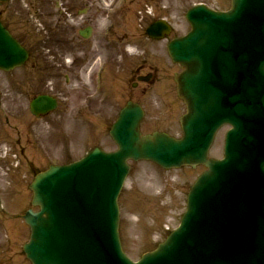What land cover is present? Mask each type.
Here are the masks:
<instances>
[{
  "label": "rangeland",
  "instance_id": "1",
  "mask_svg": "<svg viewBox=\"0 0 264 264\" xmlns=\"http://www.w3.org/2000/svg\"><path fill=\"white\" fill-rule=\"evenodd\" d=\"M59 1L17 0L5 6L6 21L32 55L22 68L0 72V264H31L23 252L31 235L23 216L32 208L29 185L34 176L50 165L80 160L95 147L115 151L109 131L127 99L144 107L143 134L163 131L177 138L182 135L179 120L186 106L174 80L180 67L168 57L167 39L152 40L145 30L151 20L164 17L173 24V35L184 34L190 28L185 15L191 7L205 4L226 10L230 6V0ZM67 6L73 13L70 22L60 14ZM112 21L116 24L109 36L112 40L104 43L105 26ZM80 23L95 30L88 44H82L77 35ZM93 42L102 48L92 50ZM87 45L88 51L80 52ZM72 53L77 63L87 54L86 78L93 76V84L85 83L84 77L83 84L77 80L67 83L66 66ZM98 56L106 62L99 91L94 84L101 66L99 58L95 59ZM150 71L156 77L152 84L132 87L136 73ZM42 93L57 96L60 105L48 116L35 118L29 104ZM222 142L219 134L213 157L221 156ZM203 170L200 166L167 170L147 161L132 163L119 197L120 235L131 259L137 261L155 250L179 226L190 187Z\"/></svg>",
  "mask_w": 264,
  "mask_h": 264
},
{
  "label": "water",
  "instance_id": "2",
  "mask_svg": "<svg viewBox=\"0 0 264 264\" xmlns=\"http://www.w3.org/2000/svg\"><path fill=\"white\" fill-rule=\"evenodd\" d=\"M244 0L234 1V10L227 16L218 14H212L204 8H197L191 11L189 19L194 24L192 14L204 13L208 15L207 19L214 18L218 20L231 21L238 17L240 12L244 9ZM264 30V26H263ZM204 35V31L201 28L196 29L185 39L177 40L170 45V53L176 62H180L182 65L187 67V72L180 77L179 84L182 95L185 97L189 104L190 114L184 120V129L186 133L190 132L191 128L195 129L193 136H189L182 142H178L172 138H169L163 134H155L152 137L141 138L139 133V122L142 118V112L139 107L135 105H129L122 113L120 120L114 126L112 135L120 145V151L116 154L106 155L100 149H96L89 158L78 162L76 164L59 167L54 166L51 169L39 175L32 189L34 190V204L40 205L42 210L39 213L29 212L26 216L28 223L32 228V241L26 246V252L28 257L33 261L34 264H135L131 262L121 251L119 247V239L117 237V223L113 225V229H108V237L116 241L114 246V253L112 261L110 256L103 253L102 255L95 249L85 250L81 252L84 254L86 251L89 254L90 260L84 258L76 259V253L74 251L75 246L80 244L69 236L75 229L74 225L67 222L61 228V223L58 220V207L61 199V194L68 191L71 186H78L77 180H80L79 173L82 171V167L88 164L90 161L95 162L99 159H106L107 162H111L115 175L113 177V184L119 176V180L123 181L126 176L129 166L127 160L150 158L154 159L160 164L171 167L181 166L183 164L196 165L198 163H206L210 171L207 172L198 182V184L192 188V192L189 197V207L186 213L182 226L177 230L167 242L160 246V249L154 253L147 254L144 259L138 264H175L176 255L179 254L180 249L184 246L182 239L189 231H193L200 224L194 225L193 221L196 220L194 211L196 204L198 203L201 193H205L207 186L214 183V177L217 171L220 170L222 164L215 161H207V155L205 154L208 147L211 135L214 128L218 127L220 121L223 119L222 116H218L214 119L212 111V103L215 101L214 98L207 95L204 90H211L209 80L211 79L210 73H206V63L203 61V57L198 52V47L192 45L195 40H198V36ZM206 36H203L205 39ZM224 39L221 40V42ZM192 45V46H191ZM190 46V47H189ZM189 86V87H188ZM191 88V90H189ZM202 91V93H198ZM207 93V94H206ZM200 98L198 99V97ZM195 102L197 106H195ZM54 106L53 101L50 102L47 97H39L32 104V110L36 113L47 112ZM197 108V110H196ZM105 163V164H106ZM94 185V184H89ZM114 186V185H113ZM115 187V186H114ZM78 191V190H77ZM83 193V188L81 189ZM77 194L75 191L68 193L69 200L65 201L71 205L73 202L72 195ZM84 197L83 194H81ZM116 195L113 196V206L116 207ZM90 198V197H89ZM92 199V197L90 198ZM64 203L62 205H64ZM113 207V209H114ZM109 206L98 205L90 208H83L75 210L76 212L72 217L79 218L83 216L82 223L87 225L94 219L91 213L104 210V214L112 217L109 211ZM69 215L64 219L66 220ZM80 217V220L82 219ZM63 220V221H64ZM104 222L107 221L104 219ZM101 222L97 221L92 224V227H100ZM199 224V225H198ZM80 225V224H79ZM106 225L109 227L111 223L107 222ZM78 226V224H77ZM115 234V235H114ZM74 239V240H73ZM98 238L96 237L95 240ZM95 240L90 241V246L95 244ZM89 246V247H90ZM81 254L80 252H78ZM77 253V254H78ZM78 254V255H79ZM81 254V255H82ZM172 258L174 262H171ZM106 259L107 261H100ZM186 260L185 255H181L179 262ZM178 262V261H177ZM195 262V260L193 261Z\"/></svg>",
  "mask_w": 264,
  "mask_h": 264
},
{
  "label": "bare ground",
  "instance_id": "3",
  "mask_svg": "<svg viewBox=\"0 0 264 264\" xmlns=\"http://www.w3.org/2000/svg\"><path fill=\"white\" fill-rule=\"evenodd\" d=\"M245 134H248V131L246 130L245 132H244ZM249 135V134H248ZM250 136V138H251V140L252 141H254L255 143H256V147L257 148H262V140L261 139H259L258 141H255V137H254V135H249ZM251 159H252V161H254V159H255V154H252V157H251ZM256 161H254V162H251V163H247L246 165H245V167L244 168H242V167H237L236 168V170H238L239 171V176L241 177L240 178V180L241 181H246V182H249L251 179H253V178H256L257 176H259V175H262V176H264V170L262 169V171H258L257 173H256V170H255V166H256V164H257V162L255 163ZM249 172H254V174L253 175H248L249 174ZM219 184H220V186L221 187H224L225 185H226V182L225 181H219ZM237 188H239V191H242V192H244V191H246L247 189H248V186H243V185H241V184H239V185H237L236 186ZM230 187H224L222 190H220L219 191V193L216 195V197H215V200L216 201H218V202H221L222 201V195L224 194V192L227 190V189H229ZM252 199V198H251ZM262 215H264V209H263V213H262ZM162 244H164L163 243V241L162 242H160V246L162 245ZM202 248H204V246L203 245H195L191 250H190V252H193L194 253V256L195 257H197L198 255H199V250L200 249H202ZM159 249H160V247H159ZM159 249H157V250H159ZM192 250H194V251H192ZM152 253H154V252H152ZM151 253V254H152ZM187 255H193V254H187ZM189 256H187V261H190L191 259H189L188 258ZM169 259H172V258H169ZM179 259H180V257H177L175 260H177V261H175V264H183L182 262H179ZM174 259H172L171 260V262H174L173 261Z\"/></svg>",
  "mask_w": 264,
  "mask_h": 264
},
{
  "label": "flooded vegetation",
  "instance_id": "4",
  "mask_svg": "<svg viewBox=\"0 0 264 264\" xmlns=\"http://www.w3.org/2000/svg\"><path fill=\"white\" fill-rule=\"evenodd\" d=\"M0 9L3 11L4 9H5V7H4V5H2V4H0ZM2 11H0V20L3 22V19L2 18H4L3 17V13H2ZM5 19V18H4ZM85 64V63H84ZM84 64H82L81 66H76L74 63L70 66V67H68V68H66V70L68 71V73L70 74V75H72V76H75V75H77V72H81L82 70H83V67H84ZM23 67V66H22ZM21 67V68H22ZM21 82V81H20ZM21 84H22V82H21ZM9 93V92H8ZM1 94H0V102H1ZM22 96H23V94H22ZM21 102H22V108H21V111H22V113L24 112V98L22 97V100H21ZM0 106H3L2 105V103H0ZM7 112H9L10 113V109H9V107L7 108ZM23 139H24V134H23ZM22 142V137H21V141H19V143H21Z\"/></svg>",
  "mask_w": 264,
  "mask_h": 264
}]
</instances>
